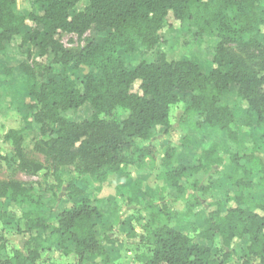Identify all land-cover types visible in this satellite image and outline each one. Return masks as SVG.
<instances>
[{"label": "trees", "instance_id": "trees-1", "mask_svg": "<svg viewBox=\"0 0 264 264\" xmlns=\"http://www.w3.org/2000/svg\"><path fill=\"white\" fill-rule=\"evenodd\" d=\"M43 6V13L26 16L15 11L17 0H0V53H5L16 37L21 38L20 50H26V61L17 68H7L11 76L17 69L24 78V87L31 102L25 105L31 120L27 125L40 126V140L36 150L51 165L55 185L50 190L28 187L19 180H0V204L13 208L28 207L23 214L29 238L24 249H17L4 258L0 245V264H34L43 254L58 248L65 255L74 251L78 263L111 264L106 245L96 233L97 223L104 218L99 201L90 199L88 191L102 187L109 179L124 174L130 178V167L143 166L155 156L152 148L133 146L136 140L151 141L161 128L169 129L171 109L190 96L181 123L198 133L204 125L225 131L228 139L238 144V132L231 107L222 101L223 93L237 85V100L245 105L243 125L257 127L264 140V0H90L81 12H71L82 0H35ZM172 14L182 25H192L198 38L218 37L214 67L204 73L189 60L169 62L165 55L154 63L142 61L135 69L126 64L122 53L133 54L141 48L153 49L160 44L166 20ZM35 27H29L28 22ZM107 34L103 43L86 35ZM63 35H76L83 46L67 48ZM51 56L50 65L34 59ZM63 68L62 75L52 77L53 66ZM87 69L82 89L70 73ZM40 80V81H38ZM139 83L140 93L133 92ZM93 110L91 119L70 121L63 116L85 104ZM118 109L127 118L106 120ZM26 128L11 129L4 141L13 146L18 169L36 176L43 169L41 163L27 157L23 144ZM184 144L192 145L190 136ZM256 152L232 154L231 173H221L237 188L227 192L224 200L207 201L212 181L192 185L193 194L187 197L182 185L191 174H208L225 163L222 147L213 143L202 148L197 165L178 162L179 150L168 145L161 158L165 171L159 176L186 200V209L176 212L165 203L151 199L145 207L148 215L143 226L144 237L151 244V253L140 256L146 264H224L237 255L236 248L245 238L248 243L241 250L240 264H264V203L249 200L246 192L264 188V162L258 181L247 164L254 162ZM73 167L76 176L67 184L66 198L70 206L51 223L53 208L45 202V195L64 189L63 169ZM144 180L136 179L130 187V203L140 205L142 197L151 198L144 191ZM204 207L200 241L176 229V223L191 217ZM141 239H144L143 237ZM220 241L224 259L214 257L213 247ZM112 243V241H110ZM73 249V250H72ZM99 260V262L97 261Z\"/></svg>", "mask_w": 264, "mask_h": 264}, {"label": "rangeland", "instance_id": "rangeland-1", "mask_svg": "<svg viewBox=\"0 0 264 264\" xmlns=\"http://www.w3.org/2000/svg\"><path fill=\"white\" fill-rule=\"evenodd\" d=\"M90 4V0H82L71 14L83 11ZM261 8H264V3ZM15 11L26 16L30 14H42L43 6L35 0H17ZM28 26L34 28L32 22ZM264 35V28H263ZM107 34H96L90 31L86 37L103 43ZM62 42L67 48H77L84 43H80L76 35H63ZM21 38H15L6 53H0V180H19L28 187H33L41 193L42 188L50 190L55 185L50 163L45 156L36 150L40 138V126L36 124L27 125L25 117L31 120V113L25 109V105L31 102L29 93L24 87V78L20 72H13L11 76L7 74V68H17L26 61V50H32L27 46L20 50ZM219 42L218 37L198 38L196 29L192 25H182L172 14L166 20L164 29L161 33L160 44L153 48H141L133 54H124L126 64L135 69L142 61L150 63L157 62L160 56L165 55L169 62L178 60H189L198 64L204 73H209L213 67L215 48ZM34 59L42 65H50L51 56L39 58L34 52ZM87 69L72 71L70 73L77 79L78 87L82 89V81ZM63 68L54 65L52 77L59 78ZM40 81V80H38ZM133 92L140 93L139 83L133 86ZM223 103L229 105L234 112L236 122L232 126L238 132V144L232 143L225 131L204 125L200 132L195 133L189 127L181 123V118L185 108L190 102V96H183L181 102L171 109V124L167 128H161L151 141L136 140L134 147L152 148L155 156L146 159L143 166L130 167V178L124 179V174L112 176L102 187L91 188L87 196L90 199L98 200L104 218L97 223V237L104 244L108 245L107 251L111 257V264H146V261H139V257L147 256L151 253L152 246L145 239L143 226L147 222L148 215L145 207L153 199L158 204L165 203L170 209L176 212H183L186 209V200L179 198L177 191L166 181L159 179L165 171L161 165L163 151L168 145L175 146L179 150L178 162L186 165H197L198 154L202 148H209L213 143H218L222 147V155L225 163L221 167H214L208 174H191L182 185L186 188L187 197L194 193L192 185L199 182L201 185L212 181V190L207 197V201H216L224 198L231 183L227 182L221 173L230 171V156L232 154H249L256 152V158L249 167L253 171L252 179L258 181V174L261 169V162H264V140H261L262 131L257 127L249 130L244 127L245 105H240L237 100V85H232L222 96ZM93 110L87 103L78 110H69L63 114L65 118L74 122H82L91 119ZM109 120L115 118L123 121L127 115L123 110L118 109L111 116H102ZM26 128L25 141L23 144L27 157L35 162L41 163L44 169L36 176L27 175L18 169V162L14 157L13 146L4 141V135L11 129ZM249 130V132H248ZM190 136L192 145L184 144V137ZM232 168V167H231ZM76 176L73 167L63 169L62 178L65 183L64 189L57 191L56 195L51 191L45 195V202L50 203L54 210L51 216V223L55 224L56 214L65 207L70 206L66 198L67 184ZM136 179L144 180V191L151 195V198L142 197L140 205L130 203V187ZM248 197L255 203H264V188L257 187L251 192H247ZM7 208V209H6ZM28 207L13 208L7 204H0V245L5 246L2 256L10 257L17 249H24L25 243L29 238L27 222L23 214L28 211ZM205 215L204 207L194 211V214L182 222H177L176 229L190 236L194 241H201L198 233L201 230V219ZM202 216V217H201ZM144 239H141V238ZM112 241V243H110ZM245 243L238 244L237 255L227 260L224 264H240V254ZM214 257L221 262L224 259V251L219 240L211 245ZM94 258H90L85 264H93ZM96 261V260H94ZM99 262V260H97ZM41 264H79L76 255H65L54 248L49 252L47 259ZM257 264V262H254Z\"/></svg>", "mask_w": 264, "mask_h": 264}, {"label": "crops", "instance_id": "crops-1", "mask_svg": "<svg viewBox=\"0 0 264 264\" xmlns=\"http://www.w3.org/2000/svg\"><path fill=\"white\" fill-rule=\"evenodd\" d=\"M16 38H18V37H16ZM10 46V45H9ZM9 48V47H8ZM7 48V50H6V53L8 52V49ZM12 68V67H11ZM252 129H254V127H252V128H250L249 130H252ZM249 130H248V132H249ZM247 166H248V168L249 169H251L250 167H249V164H247ZM231 172H233V168H231L230 167V171L228 172V173H231ZM227 173V172H226ZM225 173V174H226ZM237 190V188L236 187H234L232 184H231V187L227 190L228 192H234V191H236ZM255 190V189H254ZM253 191V190H252ZM248 192H251V191H248ZM248 193L246 192V196L248 197V195H247ZM226 195V194H225ZM225 195H224V198H220L219 200H224L225 199ZM249 198V197H248ZM219 200H216V201H219ZM250 200V199H249ZM253 202V201H252ZM8 205V204H7ZM65 208H67V207H65ZM65 208H63L61 211H59L57 214H56V217L58 218V216L61 214V212L65 209ZM7 209V208H6ZM199 209V208H198ZM205 210V209H204ZM202 217V216H201ZM203 218V217H202ZM56 221H57V219H56ZM56 223V222H55ZM54 224V223H53ZM177 224V223H176ZM96 229H97V227H96ZM178 230V229H177ZM203 243V242H202ZM241 243H245L244 245V248L243 249H245L246 248V246H247V243H248V239L247 238H245ZM106 245V244H105ZM107 246L108 245H106V249H109V248H107ZM56 249H58V248H56ZM73 250V249H72ZM72 254H74L75 255V253H74V251H72V253L70 254V255H72ZM48 255H49V252H47V253H45V254H43L39 259H37L36 260V262L34 263V264H41L42 263V261L43 260H45V259H47V257H48ZM4 257V256H3ZM110 257H112V256H110ZM4 258H6V257H4ZM114 258L112 257V260H113ZM240 259H241V255H240Z\"/></svg>", "mask_w": 264, "mask_h": 264}]
</instances>
